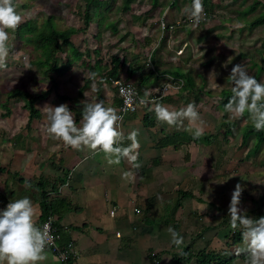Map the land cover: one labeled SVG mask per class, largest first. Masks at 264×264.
I'll return each instance as SVG.
<instances>
[{
    "label": "rangeland",
    "instance_id": "1",
    "mask_svg": "<svg viewBox=\"0 0 264 264\" xmlns=\"http://www.w3.org/2000/svg\"><path fill=\"white\" fill-rule=\"evenodd\" d=\"M103 1L92 22L84 28L81 17L84 0H15L22 22L34 20L38 26H43L47 17L52 16L57 29L79 28L71 40L84 55L73 61L64 73L45 72L37 62L39 51L27 42L25 35L9 32L7 65L0 69L2 147L9 146L10 132L19 134L24 130L26 121L23 118L25 115L28 117L23 107L24 99L19 95L9 96L14 90H24L33 96L46 92L35 103L40 116L33 119L39 120L34 127L33 139L41 146L39 138L45 131L48 105L66 104L76 118L82 102L104 97L105 89L101 94L97 92L96 79L85 82L89 77L86 62L93 65L99 59L106 71L112 65V57L125 58L127 63L144 65V69L139 70L141 72L136 71L137 77L145 76L155 68L159 71L180 69L192 78L193 86L173 91V97L169 98L171 108L180 109L194 102L201 119L195 125L185 120L175 131L186 130L193 135L195 127L202 126L203 135L210 134L211 141L183 142L180 149L169 152L174 181H170L164 190L173 197H177V190H187L194 197L182 199L177 206L174 200L157 205V214L164 218L169 214L173 218V222H162L164 229H175L176 222L177 233L183 237V242L180 246L173 244L171 235L166 239V233L162 231L161 240L155 239V243L166 247L164 252L167 253L179 252L189 246L194 251L206 248L220 254H236V250L244 245L234 244L230 238L233 234L228 215L231 194L235 185L241 184L243 191L239 209L248 217L259 218L260 205L264 207V142L256 153L251 151L252 136L243 143L242 128L250 120L245 114L239 120L230 121L220 106V92L231 89L228 75L236 64H242L250 75L264 83V23H251L264 12V0H202L209 19L195 27L192 22H182L187 19L184 9L191 4L188 0H157L156 4L153 0H134L128 10H123V0ZM254 1L260 4L244 14ZM162 18L176 23L174 41V32L171 36L160 37L159 22ZM181 47L183 51L179 53ZM67 53V49L55 53L59 64L66 61ZM28 65L31 68H25ZM123 73L127 76L125 69ZM167 75L161 74L159 80L152 78L151 82L160 83ZM131 82L138 85L140 79ZM103 87L113 89L109 83ZM223 121L233 123L231 132L225 134ZM173 129L167 127L169 131ZM12 138L19 141V138ZM52 142L54 140L48 136L45 148H50ZM162 168L163 171L165 167ZM204 207L206 209L201 212ZM168 258L161 264H174L171 255ZM232 264H245V261L235 258Z\"/></svg>",
    "mask_w": 264,
    "mask_h": 264
},
{
    "label": "crops",
    "instance_id": "2",
    "mask_svg": "<svg viewBox=\"0 0 264 264\" xmlns=\"http://www.w3.org/2000/svg\"><path fill=\"white\" fill-rule=\"evenodd\" d=\"M123 75L121 72V77H128L127 73V76ZM129 77L127 79L131 81L143 79L142 90L153 85L152 78L147 82L143 75L137 77L136 72ZM103 90L104 97L97 100L117 111L120 99L115 88ZM172 94L159 103L170 110H179L178 107L171 108L169 98L173 97ZM80 107L77 125L81 123L83 104ZM150 107L152 105L128 113L119 122L125 135L122 146L131 143L126 139L127 134L138 130V168L125 159H121L118 165H110L102 152L86 148L75 150L57 140L46 149L44 143L48 136L45 131L39 138L41 146H38L33 136L39 120H33L27 126L28 117L25 115L24 130L19 134L10 132L7 148L0 143V210L5 209L10 201L28 197L37 209L36 224L40 227V190L36 184L43 178L48 196L66 203H57L53 215L60 227L61 244L72 242L75 246L74 264H161L169 259L168 255L175 264L173 253L164 252L166 247L155 243V239L161 240L162 231L166 233V239L169 238L167 229L162 226L164 216L157 214L156 208L160 203L176 198L164 188L174 181L169 152L180 149L183 143L179 146L159 145L160 138L173 133L176 127L167 130L168 125L158 122L154 112L149 111ZM13 136L19 141H13ZM162 167H165L163 171ZM125 172L130 173L127 179L123 178ZM112 204L116 206L114 216L109 215ZM116 232L120 235L117 236ZM46 253L47 259L42 264H62L51 251L46 249Z\"/></svg>",
    "mask_w": 264,
    "mask_h": 264
},
{
    "label": "clouds",
    "instance_id": "3",
    "mask_svg": "<svg viewBox=\"0 0 264 264\" xmlns=\"http://www.w3.org/2000/svg\"><path fill=\"white\" fill-rule=\"evenodd\" d=\"M184 12L193 26H198L204 13L202 0H191ZM22 21L23 17L17 11L15 0H0V69H5L7 65L11 39L9 32H15ZM95 76V73L89 74L91 79H95ZM228 79L232 85L231 96L224 104V111L229 120H239L247 113L254 129L258 132L264 131V83L250 75L242 64L231 68ZM140 103H151L149 111L154 112L158 122L169 127L179 128L185 120L195 125L201 119L194 102L179 110H170L155 100L149 101L145 98ZM82 104L79 126L74 113L66 104L55 107L48 105L45 127L47 135L53 140L61 141L65 147L102 152L110 165H118L121 159H125L138 168V130L130 131L126 139L131 143L122 146L125 135L119 128L118 122L122 117L117 111L112 107H105L102 100ZM203 131L202 126H196L193 138L201 137ZM129 175L130 173L125 172L123 178L127 179ZM242 191L243 186L237 183L228 207L230 228L233 231L241 229L244 245L236 250V254H246L245 264H264V216L251 218L239 209ZM206 207L200 211H204ZM36 218L37 209L28 197L10 201L5 209L0 210V264H42L47 259L46 247L54 246V237L51 235L50 223L44 224L42 228L38 227ZM167 231L171 235L172 243L180 246L183 237L171 227Z\"/></svg>",
    "mask_w": 264,
    "mask_h": 264
},
{
    "label": "trees",
    "instance_id": "4",
    "mask_svg": "<svg viewBox=\"0 0 264 264\" xmlns=\"http://www.w3.org/2000/svg\"><path fill=\"white\" fill-rule=\"evenodd\" d=\"M134 0H123V10H128L130 8L131 3ZM173 2L175 0H172ZM191 1V0H188ZM207 2V0H205ZM157 0H153V4H156ZM172 2V3H173ZM104 4L103 0H84V8L82 12V20L84 23V28H87L89 24L92 22L94 15L97 14L101 6ZM260 3L258 1H254L251 3L248 8L245 10L244 14L251 10L253 11ZM206 9V8H205ZM208 14L206 11V18L203 21H207ZM252 25H260L264 23V12L260 13L257 17H255L251 21ZM79 28L68 27L66 29H57L52 16H48L43 26H38L34 20H26L22 22L19 27L16 29L15 33L19 35H25V39L27 42L33 44L36 50L39 51V58L37 62L42 71H50L56 72L57 74L64 73V71L71 66L72 62L75 60H79L83 57V53L80 52L74 43L71 40V36L79 32ZM26 33L28 35H26ZM67 47V48H66ZM68 50L67 59L63 64L58 63L56 52ZM94 52L97 53L95 50ZM89 55V54H87ZM85 64V62L83 61ZM112 65L109 69L104 71L103 66L101 65V61L97 59L93 65H90L86 62V66L88 67V72L95 73V79L97 80V92L100 94L103 91V85L106 83L110 84V78L120 77L121 72L125 69L128 77L133 73L139 70L144 69V65H133L131 63H127L125 58L112 57L111 58ZM126 65V68H125ZM168 73L173 75L174 77H180L184 79V85L182 89L185 87L190 88L193 86V80L188 74H184L180 69L169 70L164 69L159 71L158 68L150 70L143 78L148 82L150 78H154L159 80L161 74ZM91 79L88 77L85 82H90ZM142 82L143 79L135 85L139 91L142 90ZM146 82V83H147ZM145 83V82H144ZM160 83L153 82V85H158ZM46 93V92H45ZM38 94L36 96L31 95L29 92L24 90H14L9 96L19 95L24 99L23 107L27 111L28 115V124L35 118L40 116V111L36 108L35 103L39 99V97L45 95ZM231 96V89H223L220 92V106L223 109L224 104L227 103L228 98ZM247 115V113H246ZM147 118V116L145 115ZM222 125L225 127V134L231 132L233 128V123L229 121H223ZM242 139L243 143H246L249 136L253 137V145L251 147V151L256 153L260 148L261 144L264 142V131H256L251 122L246 123L242 128ZM191 140L195 142H210L211 136L210 134H205L197 139L193 138L192 134L186 132V130L174 131L173 133H167L159 140V145L162 147L174 145L179 146L183 142H190ZM46 181L43 178L39 179L36 186L39 187L40 190V207H41V215L40 221H44L49 215H53L55 212V206L57 203H62L65 205V201L55 199L49 197L47 192L45 191ZM54 188V187H53ZM187 197H194V194L191 191L187 190H177V197L174 200V205H180V201ZM264 198V195H263ZM173 204V203H172ZM260 209L258 212V217L264 216V207L260 205ZM165 222H173V218L168 214L165 216ZM177 223L174 222L175 231L177 232ZM232 243L238 244L243 243L241 230L233 231V234L230 236ZM172 258L175 260V264H189L192 261H195V264H232L235 258H239L241 260H246V254H226L215 251H209L206 248H202L200 250L194 251L186 246L182 248L179 252H175L172 254Z\"/></svg>",
    "mask_w": 264,
    "mask_h": 264
},
{
    "label": "built area",
    "instance_id": "5",
    "mask_svg": "<svg viewBox=\"0 0 264 264\" xmlns=\"http://www.w3.org/2000/svg\"><path fill=\"white\" fill-rule=\"evenodd\" d=\"M205 18L206 12L204 11L201 21L205 20ZM186 21L187 23L191 22L188 18L182 22ZM175 27L176 23L168 22L166 19L162 18V20L159 22V30L161 34L160 37H163V35L171 36L172 32L175 31ZM182 51L183 49L181 47L179 53ZM109 82L110 85L115 88L116 94L120 99L117 114L120 115L122 119L119 122H121L124 119V116L128 113L138 112L139 110L151 106V103L142 105L140 103L142 98H145L149 101L155 100L160 102L163 101L168 95L173 93V91L176 92L182 89V86L184 85V79L180 77H174L173 75H167V78L162 81V83L158 85H151L143 92L139 91L131 81L121 76L110 78ZM146 93H149L150 95L146 96ZM115 212L116 206L112 204L109 209V215L114 216ZM46 223H50L51 235L54 237V246L48 245L46 249L51 251L62 264H74L73 261L76 253L75 246L72 242L61 244L60 227L56 224L54 215H49L44 221L41 222L40 227L42 228ZM116 235L119 236L120 233L116 232Z\"/></svg>",
    "mask_w": 264,
    "mask_h": 264
}]
</instances>
